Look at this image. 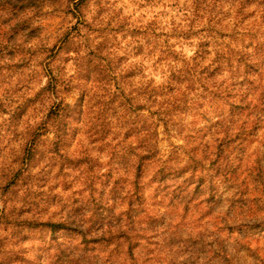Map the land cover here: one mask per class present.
<instances>
[{"label": "clouds", "instance_id": "obj_1", "mask_svg": "<svg viewBox=\"0 0 264 264\" xmlns=\"http://www.w3.org/2000/svg\"><path fill=\"white\" fill-rule=\"evenodd\" d=\"M0 264H264V0H0Z\"/></svg>", "mask_w": 264, "mask_h": 264}]
</instances>
